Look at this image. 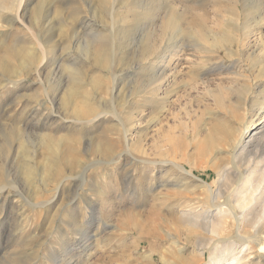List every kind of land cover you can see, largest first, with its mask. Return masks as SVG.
Masks as SVG:
<instances>
[{"label":"rangeland","instance_id":"1","mask_svg":"<svg viewBox=\"0 0 264 264\" xmlns=\"http://www.w3.org/2000/svg\"><path fill=\"white\" fill-rule=\"evenodd\" d=\"M2 44L42 61L10 84L23 68ZM162 47L175 54L166 101L142 89ZM1 56L0 264H207L232 241L237 264H264V219L258 233L243 224L260 241L246 245L231 220L213 236L170 210L177 192L201 196V179L216 190L219 170L221 200L236 188L233 138L264 102V0H0ZM160 126L200 180L159 173Z\"/></svg>","mask_w":264,"mask_h":264},{"label":"bare ground","instance_id":"2","mask_svg":"<svg viewBox=\"0 0 264 264\" xmlns=\"http://www.w3.org/2000/svg\"><path fill=\"white\" fill-rule=\"evenodd\" d=\"M22 50L21 49L19 50L17 48V46L12 47V46H6L5 44L1 45V51H3L4 53H7L8 55L15 56L18 60L20 67L23 68V71L22 70L21 71L15 70L12 72L9 71V73H10L9 74L10 75L9 81L10 82H8V83H10V84L19 83L24 78H27V76L29 74H28V72L24 71V69H25L24 67L28 66L29 64L31 65L35 61L38 62L39 64L42 61V59H41V61L40 60L38 61L35 54L31 53L32 51H29V50L28 51H25V50L22 51ZM99 50H100V53L101 52L104 53V51H102L101 49H99ZM174 56H175V54L173 52H171L167 47L160 48L159 51L155 53V60L156 61L154 63L158 71H157L156 75L152 76L151 79L148 81V83L145 86H143V88H142V89L148 88L149 92H156L157 91L160 94V100H163V101H166L169 99V98H166V96H168L173 91V87L175 84L174 83V75L167 74V71L165 69V68H167V66L171 65L172 58ZM3 58L4 57H2V56L0 57V59H1L0 69L5 72L9 68L4 63ZM7 81H8V79H7ZM201 83L204 84L205 82H201ZM1 84H4V82H2ZM5 84H7V83H5ZM5 84L3 86H5ZM205 85H206V83H205ZM258 106H259V108H258L257 116L260 117L259 120L258 121L251 120L248 124H246L247 120L245 121L244 119H241L240 129L234 135V138H233L234 150H233V154L231 156V159H232L231 161H232V165H233L232 168L235 171H233L234 173L232 175H235V176L238 175L239 178L236 181V188L233 190V193L231 195H229L228 197H226L224 199V202H223V200H221V198L223 197V190L221 189V185L229 179L230 174L229 175L226 174L225 173L226 171H224V170H219L216 172L217 184H218V188L216 190L213 189L211 186L207 185V183L205 181H203L202 179L200 180V178L195 176L196 173L194 174L192 169L188 170L184 166L175 162L176 160H174L173 158L170 159L169 150H171V149L173 150V147L171 146L172 143H170V144L167 143L169 145V147H168V149H165V147H164L165 142L168 141V139H167L166 134L164 133L162 126H160V128H159V131H160L159 137L160 138L159 139H160V143H162V146H159V147L160 148L164 147V148L162 149V152H160L162 159L160 160V158H159L160 161L156 162L157 165L154 164V166H157V168H159V173H162V171H164L167 168V171L174 172V174L177 176L179 181H183V182L189 181L192 183L196 182L197 180L202 181V183L201 182L198 183V187L203 190V193H202L203 195L201 194V196H197V197L195 196L196 198L195 197L190 198V197L184 196L183 194H180V192L179 193L177 192L178 194L176 193V195H174V197H172L171 204L169 202L170 210H172V212L176 214L179 221L182 224H184L185 226H187L188 228L199 229V230H202L209 235L217 236L218 231L221 228H223V226L227 225V220H229V221L231 220L232 221V228L234 230L236 238H239L241 241H243V244L248 245L247 243L252 242V243H255L256 245H258L260 243L259 240H253L252 241V238H249V237L246 238V236L244 237V236H241L239 234L241 227L247 221L250 222V228L253 230V232L258 233V228H259L258 226L260 223L259 221L260 220L262 221L264 219V166L260 167V168L256 167V169H255V167H254L255 165H253V162L259 156V150L264 145V135H262L264 133V102L260 103ZM98 116L99 115H97V116L95 115L91 119H86L82 122H86V123L92 122ZM244 122H245V124H243ZM260 125H262V126L259 127ZM124 139H125L126 147H131L132 142L130 143L129 139L127 138L126 132H124ZM103 146H104L103 150L110 151L111 145L107 144V145H103ZM99 147H100V145H98L97 148H99ZM174 147H176V146H174ZM260 159H263V158L260 157ZM242 161L246 165L245 166V175H242V173L240 174L238 172V170L236 169V164H240V163H242ZM256 163H258V162H256ZM207 164H209V163H207ZM193 167H194V165H193ZM196 168L198 169V166ZM199 169H200V167H199ZM168 173L169 172H165L164 175H162V177H160L159 182L161 181L162 178L165 179L167 176L169 178H171L172 175H168ZM169 180H171V179H169ZM176 181L178 182V180H176ZM164 182H166L167 184H168V182L170 183V181H166V180ZM163 185H162V187H164ZM184 186H186V185H184ZM184 186L178 185V183L176 185H173V187H175L176 189H179V190L184 191L185 193H188V190H187L188 186L186 188ZM191 186H193V185H191ZM225 187H222V188H225ZM191 190H193V189H191ZM206 193L208 194L207 197L205 196ZM167 197H169V196H167ZM262 238L264 240V237H262ZM229 240L230 239H225L224 241H229ZM219 241L221 242L223 240H217L216 242H213V246H215V244L219 243ZM259 249L264 250V243L260 246ZM238 252L239 251H236V248H235L234 243L232 241L231 244L224 246V248L218 253V255L210 256L207 264H237L238 258H239ZM239 259H241V258H239Z\"/></svg>","mask_w":264,"mask_h":264}]
</instances>
